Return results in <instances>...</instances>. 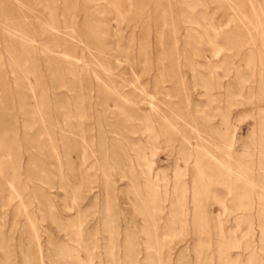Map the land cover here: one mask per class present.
Wrapping results in <instances>:
<instances>
[{
    "label": "rangeland",
    "instance_id": "374dc122",
    "mask_svg": "<svg viewBox=\"0 0 264 264\" xmlns=\"http://www.w3.org/2000/svg\"><path fill=\"white\" fill-rule=\"evenodd\" d=\"M0 264H264V0H0Z\"/></svg>",
    "mask_w": 264,
    "mask_h": 264
}]
</instances>
